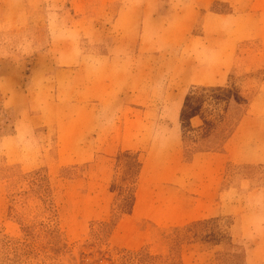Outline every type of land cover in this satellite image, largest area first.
I'll return each mask as SVG.
<instances>
[{"label":"rangeland","instance_id":"374dc122","mask_svg":"<svg viewBox=\"0 0 264 264\" xmlns=\"http://www.w3.org/2000/svg\"><path fill=\"white\" fill-rule=\"evenodd\" d=\"M0 264H264V0H0Z\"/></svg>","mask_w":264,"mask_h":264},{"label":"crops","instance_id":"0c3cea01","mask_svg":"<svg viewBox=\"0 0 264 264\" xmlns=\"http://www.w3.org/2000/svg\"><path fill=\"white\" fill-rule=\"evenodd\" d=\"M237 134H238V131H237V133H235V137H236ZM209 159H210L209 157L208 158H204L203 161H201V163L203 165L206 164V165H209L210 166L211 165V162L209 163V162L206 161V160H209ZM194 165H197V163H195V161H192L189 165L183 163V164L179 165V167H191V166L193 167ZM223 165H224V162L222 160H216L213 163L212 166H216V167H219L220 168V167H223ZM174 166H176V165H174ZM219 168L215 172L209 174V177H211L210 181H215L216 180V177H217V180L219 179V174H220ZM211 191H212V189H211ZM211 193H210V195H211ZM135 212H136V209H135Z\"/></svg>","mask_w":264,"mask_h":264}]
</instances>
